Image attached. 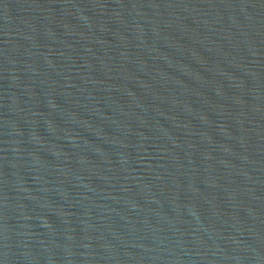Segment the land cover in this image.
I'll return each instance as SVG.
<instances>
[{
	"label": "water",
	"instance_id": "1",
	"mask_svg": "<svg viewBox=\"0 0 264 264\" xmlns=\"http://www.w3.org/2000/svg\"><path fill=\"white\" fill-rule=\"evenodd\" d=\"M0 264H264V0H0Z\"/></svg>",
	"mask_w": 264,
	"mask_h": 264
}]
</instances>
